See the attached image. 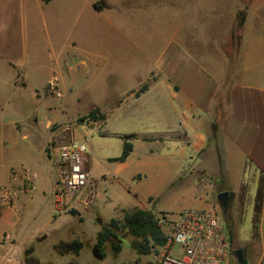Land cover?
<instances>
[{
	"label": "crops",
	"instance_id": "obj_1",
	"mask_svg": "<svg viewBox=\"0 0 264 264\" xmlns=\"http://www.w3.org/2000/svg\"><path fill=\"white\" fill-rule=\"evenodd\" d=\"M215 4L247 7L238 20L241 33L237 61L231 62L222 50L221 65H206L192 54L188 47L191 43L181 36V41L177 39L180 46L168 42L163 58L154 67L127 65L126 79L133 84L117 95V100L125 99H120L110 114L141 120L144 130L124 134L107 131L120 137L133 135V150L125 161L112 160L121 154L101 160L110 179L106 171L102 177L92 178L95 187L90 188V204L93 212L112 219L136 209L157 213L156 204L179 179V197L196 201L199 208L216 206L212 195L229 190V207L237 214L239 228L247 208L253 207L250 239L239 238L243 245L252 247L250 254L243 249L248 264H264V0L209 1L210 6ZM26 10L24 0H0V76L21 77L36 90L55 76L63 77L70 53L55 52L50 64L45 65L37 48L28 52L31 36ZM214 20L213 16L211 22ZM224 29V46L229 43L233 47V35L226 26ZM93 71L98 73L99 65H93ZM145 84L148 88L139 92ZM109 115L105 114L107 119ZM1 144L3 157L5 148ZM86 167L92 177L91 165L86 162ZM9 180L18 187L22 185L17 173ZM134 181L147 184V190L130 192ZM208 190L209 201L205 196ZM39 192L40 188L31 196L20 192L14 205L0 215V264H26L27 249L36 246L41 234L63 229L60 216L53 218L59 211L52 200L47 213H43L47 200ZM30 257L40 264L46 261L36 249ZM94 260L98 264H138L139 254L104 258L94 254L92 258L80 252L48 261L96 264Z\"/></svg>",
	"mask_w": 264,
	"mask_h": 264
},
{
	"label": "rangeland",
	"instance_id": "obj_2",
	"mask_svg": "<svg viewBox=\"0 0 264 264\" xmlns=\"http://www.w3.org/2000/svg\"><path fill=\"white\" fill-rule=\"evenodd\" d=\"M24 1L30 15L28 52H33V47L37 48L41 64L48 65L55 52L68 51L69 64L65 65L63 77L55 76L51 80L56 83L54 89L51 88V81L47 85L37 86L35 90L21 77L0 76V142L5 148V155L0 157V183L12 184L18 188L19 194L24 192L30 196L40 188L47 200L42 207L43 213L49 210L50 200L59 211L55 212L53 218L56 220L60 216L63 229L41 234L37 238L34 249L41 259L55 264L48 260L72 255L64 253L61 246H56L73 239L83 242L81 253L94 258L98 233L103 224L111 219H104L92 210L90 188L95 187L91 185L92 178L102 177L107 172L109 180L107 165L101 160L122 154L124 146L122 137L107 131L124 134L144 130L141 120L123 116L122 113L110 114L114 106L120 103L119 100L125 99L117 100V95L133 84L126 79V66L154 67L163 58L168 42L173 41L180 46L178 40H182L181 36L191 43L188 47L193 53L188 47H185V51L197 55L206 65H221L222 50L231 62H236V45L241 33L238 20L247 7L210 6L211 0ZM214 2L222 3V0ZM213 16L215 20L211 22ZM223 26L233 35V47L229 43L224 46L227 31L224 29L223 32ZM83 65H87L86 70H83ZM93 65H99L96 74ZM96 108H99L100 114H110L109 118H87ZM69 142L87 145V163L92 167V177L76 197L80 202L59 204L55 190L62 179V168L56 162L57 149ZM16 173L22 180L19 187L9 180ZM27 175L35 183V189L31 192L25 190ZM179 183L180 179L156 204L157 223L163 212L176 214L184 208H199L200 204L196 201L190 198L184 201L182 196L179 197L182 193V189H176ZM146 185L134 181L128 190H147ZM218 194L216 191L212 195L216 200V210L224 219L228 215L237 231L232 239L234 257L231 264H240L235 253L237 249L252 253V247L243 245L239 238L250 239L253 207L247 208L239 228L237 214L232 213L231 207L227 214L224 213ZM205 196L209 201V190L205 191ZM72 209L77 210V214H71ZM161 227L167 233V229ZM132 239L129 232H121V241L116 239V242L122 244V250L116 252L110 243L105 244L103 250L110 256L139 254L138 264H154L163 246L154 247L150 254H140L131 247ZM172 251L178 252V246L173 247ZM94 263L100 262L94 260Z\"/></svg>",
	"mask_w": 264,
	"mask_h": 264
},
{
	"label": "built area",
	"instance_id": "obj_3",
	"mask_svg": "<svg viewBox=\"0 0 264 264\" xmlns=\"http://www.w3.org/2000/svg\"><path fill=\"white\" fill-rule=\"evenodd\" d=\"M54 89L55 82L51 81ZM56 91V90H55ZM56 162L62 168V179L55 190L59 204L76 203V199L91 179L86 167L87 145L83 142L61 144ZM25 190L31 192L35 183L27 175ZM19 197V190L12 184H0V215ZM158 223L167 229V243L154 264H230L234 257L232 238L225 219L212 208H184L176 214L162 213ZM180 250L173 252V247Z\"/></svg>",
	"mask_w": 264,
	"mask_h": 264
},
{
	"label": "trees",
	"instance_id": "obj_4",
	"mask_svg": "<svg viewBox=\"0 0 264 264\" xmlns=\"http://www.w3.org/2000/svg\"><path fill=\"white\" fill-rule=\"evenodd\" d=\"M95 7L97 5L95 4ZM242 24V22H240ZM148 88V84L141 87L139 92L145 91ZM138 92V93H139ZM99 108L92 110L87 118L93 120L106 118L105 114H100ZM133 135H123L124 146L122 154L119 157L113 158L116 161H125L131 151L133 150V143L131 141ZM71 214H77V210L72 209ZM226 224L229 228L231 238L233 239L236 234V227L232 223V220L228 215L225 216ZM127 231L133 236L131 241V247L140 254H150L154 247H161L167 243V234L163 232V229L158 225L155 218V213L150 209H136L131 212H126L123 219L112 218L107 224H103L102 229L98 233L96 247L99 249L101 258L106 256L103 250L105 244L110 243L112 248L116 252L122 250V244L117 243L116 239L121 241V232ZM64 249V253L79 254L84 244L79 239H73L72 241H64L56 246ZM34 246H31L26 251V264H40L32 261L30 255L34 251ZM44 264H51V262H44Z\"/></svg>",
	"mask_w": 264,
	"mask_h": 264
},
{
	"label": "water",
	"instance_id": "obj_5",
	"mask_svg": "<svg viewBox=\"0 0 264 264\" xmlns=\"http://www.w3.org/2000/svg\"><path fill=\"white\" fill-rule=\"evenodd\" d=\"M230 196H231V191L225 190V191L220 192L217 197L221 203L222 208L225 211V214H227L229 210ZM235 253L237 256V260L239 261L240 264H248V261H247V258L245 256V252L243 249H237ZM94 254L98 258H101L99 249L97 247L94 250Z\"/></svg>",
	"mask_w": 264,
	"mask_h": 264
},
{
	"label": "flooded vegetation",
	"instance_id": "obj_6",
	"mask_svg": "<svg viewBox=\"0 0 264 264\" xmlns=\"http://www.w3.org/2000/svg\"><path fill=\"white\" fill-rule=\"evenodd\" d=\"M223 211H224V209H223ZM224 213H225V211H224Z\"/></svg>",
	"mask_w": 264,
	"mask_h": 264
}]
</instances>
